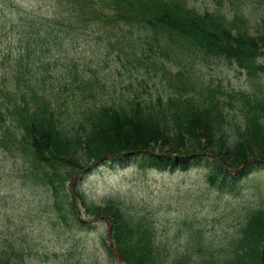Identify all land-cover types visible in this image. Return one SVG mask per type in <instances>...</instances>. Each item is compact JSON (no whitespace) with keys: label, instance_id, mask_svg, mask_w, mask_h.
I'll return each instance as SVG.
<instances>
[{"label":"trees","instance_id":"obj_1","mask_svg":"<svg viewBox=\"0 0 264 264\" xmlns=\"http://www.w3.org/2000/svg\"><path fill=\"white\" fill-rule=\"evenodd\" d=\"M213 1L201 11L190 0H53L52 16L0 15L1 23L11 21L15 29L19 52L11 72L19 78L18 67L48 66L53 47L72 43L77 32L107 27L115 36L107 41L116 55L114 68L126 76L122 86L132 87L139 77L144 82L150 70L165 78L169 66L176 67L167 80L179 82L171 80L164 95L143 96L135 88L122 95L113 93L117 85L102 71L69 58L55 91L42 85L44 93L45 78L28 69V78L10 89L17 101L0 108V140L29 162L28 182L46 189V206L64 228L86 225L78 201L88 215L106 220L105 247L114 264H264V203L246 210L218 243L192 231L169 250L145 216L113 198L88 203L78 187L82 171L107 158L139 156L141 165L170 170L204 163L215 191L234 189L264 166V90L257 83L249 91H226L204 85L194 71L196 58L213 57L249 78L264 74V0ZM246 11L259 15L254 29ZM4 247L0 264H21L16 258L23 249L7 240Z\"/></svg>","mask_w":264,"mask_h":264},{"label":"rangeland","instance_id":"obj_2","mask_svg":"<svg viewBox=\"0 0 264 264\" xmlns=\"http://www.w3.org/2000/svg\"><path fill=\"white\" fill-rule=\"evenodd\" d=\"M190 3L202 11L213 7L215 2L190 0ZM53 8V0H0V15L6 14V18L15 17L18 11L22 14L35 12L41 14L39 17L52 16ZM246 13L254 29L259 15L250 11ZM2 24L0 22V108L3 110V107H12L13 99L16 102L19 98V95H12L10 89L28 78V69L45 78L44 82L40 78L43 91L42 85L55 91L61 73H67L69 58L86 69L102 71V75H107L108 83L117 85L114 94L127 95L135 88L143 96L164 95L170 89L171 80L179 82L177 78L167 80L176 69L170 65V74L165 78L161 79L156 70L154 76V71L150 70L144 82H140L142 78L139 77L132 87L122 86L126 76L124 71L114 68L116 55L107 46L109 38L115 37L110 27L100 33L77 32L79 36L72 43L68 40L61 48L53 47L48 66L18 67L19 78L11 72L15 68L16 58H13L19 52L15 29L11 28V21ZM194 68L196 74L202 76L204 85H219L226 91H249L258 83L260 91L264 90V74L249 78L244 70L223 58H196ZM131 70L134 77L135 71ZM68 91H64L65 97L70 94ZM7 115L10 124L11 114ZM1 134L0 123V138ZM139 158L135 156L122 162L105 160L92 166L80 177L79 190L88 203L99 204L113 198L131 213L145 216L169 250L189 240L192 231L201 232L204 242L214 240L218 243L246 210L264 203V167L254 169L230 191H215L206 181L203 164L185 171L161 170L140 165ZM28 164L22 152L11 148L10 142L0 140V248H5L6 240L21 247L22 253L16 258L21 264H114V256L105 247L109 242L108 222L88 215L78 201L86 225L61 226L53 211L46 206V189L30 184L26 179L24 170Z\"/></svg>","mask_w":264,"mask_h":264}]
</instances>
